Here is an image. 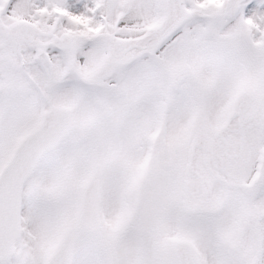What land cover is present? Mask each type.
I'll use <instances>...</instances> for the list:
<instances>
[{
  "label": "snow or ice",
  "instance_id": "1",
  "mask_svg": "<svg viewBox=\"0 0 264 264\" xmlns=\"http://www.w3.org/2000/svg\"><path fill=\"white\" fill-rule=\"evenodd\" d=\"M0 264H264V0H0Z\"/></svg>",
  "mask_w": 264,
  "mask_h": 264
}]
</instances>
